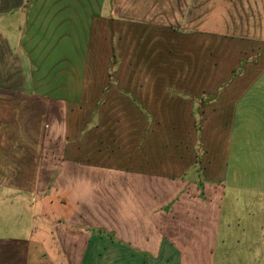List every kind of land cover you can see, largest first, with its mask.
<instances>
[{"label":"crops","instance_id":"crops-1","mask_svg":"<svg viewBox=\"0 0 264 264\" xmlns=\"http://www.w3.org/2000/svg\"><path fill=\"white\" fill-rule=\"evenodd\" d=\"M27 1L0 0V224L17 209L27 224L0 240V264H264V0H100L98 15L161 19L124 25L150 26L154 43L122 50L110 24L87 87L63 55L23 46ZM254 86L263 95L246 100Z\"/></svg>","mask_w":264,"mask_h":264},{"label":"rangeland","instance_id":"rangeland-1","mask_svg":"<svg viewBox=\"0 0 264 264\" xmlns=\"http://www.w3.org/2000/svg\"><path fill=\"white\" fill-rule=\"evenodd\" d=\"M26 2V1H24ZM29 9H27V15H26V26L24 27V32H22V41H24L23 46L25 45L27 48L32 47V56L33 54H38V52H41L42 50L45 51V48L47 51H49L48 55L51 57H54L56 55L60 56L63 55L65 58V72H72L77 73L80 76H77L80 82V84H85L87 87V80H84L86 76L83 73H87L89 70V65L93 60V64H97L98 70L104 72V57L106 52V40L110 39L111 33L108 31V27L110 24L115 25V27L118 28V32L116 33L118 36L116 37V40L120 43L117 44L122 50V47L124 49H127L131 44H128V41L130 39L135 40L140 37V35L144 34L145 39L148 40L149 44H152L154 41V34L151 31L150 26H141L139 33L137 31H133L130 33L129 27H126L124 25H130L134 28H137V26L144 24V23H156L159 22L161 19L160 17H113V16H107V15H98L97 12L99 11L98 5L101 2L94 1L93 4L97 5L96 9H90L86 6H84V2L81 1L80 9H71V10H64V12L57 11V7L54 6L53 8L49 7L46 4L54 3V5L57 4V1L55 0H29L27 1ZM93 2V1H92ZM169 18L170 17H166ZM165 18V19H166ZM192 26H195L199 23L201 17L200 16H193ZM209 21V27L213 30L217 28L215 25L217 17L215 15H209V17H205ZM167 20V21H168ZM174 24L176 23L173 18L170 20ZM24 23V24H25ZM59 25L58 31H52L53 25ZM48 27V28H47ZM47 29V30H46ZM62 29V30H61ZM129 30V31H128ZM227 34L226 36L231 37H238L237 35H234L233 33H224L223 35ZM138 35V37H137ZM154 43V42H153ZM212 43L211 40L209 42ZM136 45V44H133ZM153 47V46H150ZM211 50V48H210ZM41 56V55H40ZM34 57V56H33ZM35 60H37L35 58ZM96 61V62H95ZM99 63H101L99 65ZM40 66V65H39ZM100 68V69H99ZM244 69V62L239 64L235 69L231 70V76L232 78L239 75L242 70ZM263 82H258L257 85H261ZM253 90L249 92V95L245 97L247 100L248 98H253V100H256L257 96H262V87L261 86H254L252 88ZM251 102V101H250ZM252 103V102H251ZM258 105V103H254ZM262 107V106H260ZM260 112L262 109H259ZM262 116H259V120H262L261 118L264 117V113ZM257 115V114H256ZM257 122V121H256ZM254 122V123H256ZM253 127H257L256 125H253ZM235 151H240L235 146ZM143 192H141V195ZM119 191H110L100 192L98 193V199L99 198H105L107 195L106 200H111L115 198V195L119 196ZM151 193L146 192V195H149ZM140 195V197H141ZM205 198V197H204ZM116 199V198H115ZM111 203L115 204V201H109ZM108 203V202H106ZM107 205H111L108 203ZM105 210V209H104ZM20 209H17L16 212H14V215L12 214V227L11 225H3L0 224V240H7V237H10L11 233L8 232V230L12 229V239L14 237H18L20 240L25 239V227H27V224L24 222V217L19 214ZM39 219V217H36ZM106 218L103 216L98 215L96 217L97 224H96V232H97V241L96 246L97 248H102L104 241H109V233H110V225H106L104 223V220ZM108 219V218H107ZM39 220H35L33 225V233L32 238L33 240H38L41 242V225L39 224ZM113 226H119V225H113ZM30 228L27 231V236L29 235ZM118 232V231H117ZM116 231L111 232L113 234V241L112 244L114 247H117V250L119 251L120 246V238L119 235L116 234ZM17 239V240H19ZM13 245V244H12ZM84 258V257H83ZM95 258L94 264H105L108 256H105L103 253L98 254ZM120 254L117 253L114 255L113 264H120Z\"/></svg>","mask_w":264,"mask_h":264}]
</instances>
